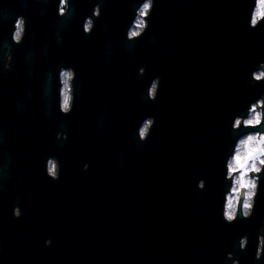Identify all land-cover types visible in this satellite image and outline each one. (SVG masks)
I'll return each instance as SVG.
<instances>
[{
  "label": "water",
  "instance_id": "obj_1",
  "mask_svg": "<svg viewBox=\"0 0 264 264\" xmlns=\"http://www.w3.org/2000/svg\"><path fill=\"white\" fill-rule=\"evenodd\" d=\"M95 2L73 0L64 19L58 0H4L0 6V45L11 46L12 22L22 13L28 35L19 46L36 49L41 74L58 54L52 75L69 63L86 80L76 95L85 110L73 111L71 125L73 139L86 143L93 184L82 201L73 200L79 204L70 226L64 210L56 212L62 236L71 239L60 240L63 253L50 264H229V251L240 264H259L251 253L259 200L247 221L227 224L221 214L224 160L242 134L232 130V120L264 95V83H249L264 60V24L248 27L253 0H156L150 27L134 45L125 34L140 0H104L95 30L85 36L82 23ZM141 65H147L142 77ZM157 75L158 98L142 99ZM87 82L105 87L86 94ZM148 115L156 124L141 144L137 128ZM39 116L46 138L50 119L43 110ZM201 178L203 191L196 186ZM41 189L42 202L51 204L47 185ZM245 232L254 235L241 251Z\"/></svg>",
  "mask_w": 264,
  "mask_h": 264
},
{
  "label": "flooded vegetation",
  "instance_id": "obj_2",
  "mask_svg": "<svg viewBox=\"0 0 264 264\" xmlns=\"http://www.w3.org/2000/svg\"><path fill=\"white\" fill-rule=\"evenodd\" d=\"M7 33L6 31L4 34ZM10 44L14 49L11 70H0V157L11 162L10 170L0 175V185L3 187L0 192V241L3 243L0 264H50L49 259L58 258L63 253L60 240L71 239L69 235L62 236L56 212L62 213L64 210L66 226H70L71 211L74 205L79 204L73 203V200L82 201L83 194H87L89 186L93 184L90 182L92 162L85 156L86 143L73 139L71 125L73 111L81 108L80 111L83 112L85 107L76 104L71 115H62L58 110V71L54 70L48 86L45 84V75L41 74L42 69L35 59L36 49L20 47L12 42ZM30 54L34 57L31 63L28 61ZM55 61H61L58 54ZM56 62L51 70L56 68ZM29 69H32L31 74ZM85 81L77 73L76 95L83 92ZM86 84V94L89 93V88L92 92L94 87H105L103 83ZM42 110L50 119L46 138L44 137L47 134L42 130L39 116ZM59 130L68 133L67 142L56 140ZM42 145H45L43 154ZM49 155L57 156L61 162L58 181H53L46 175L45 160ZM85 163L89 164L87 171L83 170ZM115 165L118 169L121 166L119 162ZM42 184L47 185V193H50L53 199L51 204L41 200ZM258 200L260 219L257 233L259 227L264 225V180ZM17 203L23 213L19 219L12 214L13 206ZM50 210L54 212L53 216ZM245 233L248 234L250 242V236L254 233ZM49 237L52 239V245L45 247L44 241ZM255 242L257 244V239ZM253 248L254 252L251 253L255 258L256 245ZM55 263L58 264L56 261ZM258 263L264 264V260Z\"/></svg>",
  "mask_w": 264,
  "mask_h": 264
},
{
  "label": "clouds",
  "instance_id": "obj_3",
  "mask_svg": "<svg viewBox=\"0 0 264 264\" xmlns=\"http://www.w3.org/2000/svg\"><path fill=\"white\" fill-rule=\"evenodd\" d=\"M42 3H48L49 0H39ZM104 0H96L90 15L84 17L82 28L85 36L92 35L95 30L96 20L102 15V4ZM4 0H0V6ZM73 0H58L57 15L64 19L73 11ZM156 0H140L134 9V17L126 30V41L128 44H135L140 40L150 27L152 13L155 10ZM264 24V0H253L248 19V27L258 29ZM28 35V18L17 13L12 22L10 34L11 42L15 45L23 44ZM57 43H62L63 36L61 29L55 30ZM153 39H155L153 37ZM14 49L9 44L0 45V70H11ZM29 63L32 57H28ZM147 65H141L138 68V75L144 76ZM32 69H29L31 74ZM46 79H51L52 72L48 70L44 73ZM76 81L77 71L72 65H60L56 77L58 84V110L62 115H71L76 105ZM161 77L155 76L147 88L146 92L141 94L142 99L155 101L159 95ZM251 85L264 83V60L259 61L256 67L251 71ZM156 117L154 115L146 116L137 128V137L141 144L146 143L151 136L152 129L155 127ZM231 128L234 132H242L235 139L230 153L224 160V181L226 184L223 191V202L221 207L222 219L227 224H233L240 219H251L256 210V204L260 197V187L264 180V95L251 101L243 114L234 116ZM58 142H67L68 133L59 130L56 133ZM2 143V135H0ZM11 168L9 160L0 157V175L6 173ZM89 164L83 165V170L87 171ZM46 175L53 181H58L61 175V162L55 155H49L45 160ZM197 188L203 191L206 188V180L201 178L197 181ZM3 191L0 185V192ZM12 214L19 219L22 216V208L19 203L15 204ZM45 247H51V237L44 241ZM249 245V236L247 233L239 238V248L246 251ZM3 250V243L0 241V252ZM225 258L229 264H240L236 255L229 251L225 253ZM255 260L257 262L264 260V225H261L257 233V244L255 251Z\"/></svg>",
  "mask_w": 264,
  "mask_h": 264
}]
</instances>
